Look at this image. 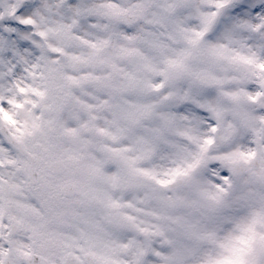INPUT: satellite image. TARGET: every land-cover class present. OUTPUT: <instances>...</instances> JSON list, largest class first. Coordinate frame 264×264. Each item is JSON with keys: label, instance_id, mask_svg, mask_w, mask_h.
I'll return each mask as SVG.
<instances>
[{"label": "snow or ice", "instance_id": "obj_1", "mask_svg": "<svg viewBox=\"0 0 264 264\" xmlns=\"http://www.w3.org/2000/svg\"><path fill=\"white\" fill-rule=\"evenodd\" d=\"M0 264H264V0H0Z\"/></svg>", "mask_w": 264, "mask_h": 264}]
</instances>
